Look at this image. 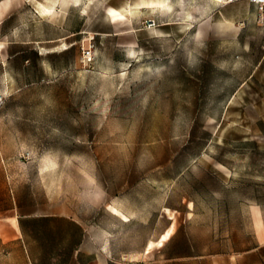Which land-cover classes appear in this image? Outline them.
Returning a JSON list of instances; mask_svg holds the SVG:
<instances>
[{
	"label": "rangeland",
	"instance_id": "374dc122",
	"mask_svg": "<svg viewBox=\"0 0 264 264\" xmlns=\"http://www.w3.org/2000/svg\"><path fill=\"white\" fill-rule=\"evenodd\" d=\"M144 1L0 0V219L38 264H225L264 229V14Z\"/></svg>",
	"mask_w": 264,
	"mask_h": 264
},
{
	"label": "crops",
	"instance_id": "0c3cea01",
	"mask_svg": "<svg viewBox=\"0 0 264 264\" xmlns=\"http://www.w3.org/2000/svg\"><path fill=\"white\" fill-rule=\"evenodd\" d=\"M221 1L223 0H210V2L214 4ZM250 4L255 7L253 3ZM71 220L80 224L75 218L71 217ZM12 245L19 246L15 255H13L14 250L10 248ZM83 246L82 240H80V244L75 246L70 260H65L61 254H53L51 258L54 261L57 260V262L60 261L61 263L81 264L78 262V257L82 255L83 252H86L84 251ZM246 253L247 255H244ZM86 254H88V252H86ZM236 256H239L236 260L233 258V255L226 256L225 264H264V229L258 233L257 242L254 246L242 251L241 254L238 253ZM254 256L256 257V262L247 263V261L252 260V258L255 259ZM37 258L38 257L29 252L26 247L23 231L17 217L12 216L6 219H0V264H38ZM209 264H212L211 261Z\"/></svg>",
	"mask_w": 264,
	"mask_h": 264
},
{
	"label": "bare ground",
	"instance_id": "6f19581e",
	"mask_svg": "<svg viewBox=\"0 0 264 264\" xmlns=\"http://www.w3.org/2000/svg\"><path fill=\"white\" fill-rule=\"evenodd\" d=\"M169 2H170L169 0H158L157 2H154L153 0L144 1L143 5L141 7H153L155 4H157L159 7L163 8L164 10L165 9L170 10L172 3L170 4ZM188 24H189V22H188Z\"/></svg>",
	"mask_w": 264,
	"mask_h": 264
},
{
	"label": "built area",
	"instance_id": "2783aa9c",
	"mask_svg": "<svg viewBox=\"0 0 264 264\" xmlns=\"http://www.w3.org/2000/svg\"><path fill=\"white\" fill-rule=\"evenodd\" d=\"M253 3L260 14H264V0H249Z\"/></svg>",
	"mask_w": 264,
	"mask_h": 264
}]
</instances>
